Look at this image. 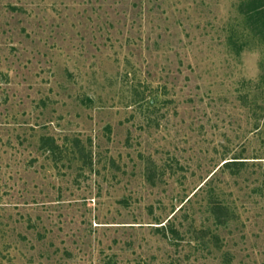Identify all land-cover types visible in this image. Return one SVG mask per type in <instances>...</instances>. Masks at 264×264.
I'll return each instance as SVG.
<instances>
[{
    "label": "rangeland",
    "instance_id": "1",
    "mask_svg": "<svg viewBox=\"0 0 264 264\" xmlns=\"http://www.w3.org/2000/svg\"><path fill=\"white\" fill-rule=\"evenodd\" d=\"M0 264H264V0H0Z\"/></svg>",
    "mask_w": 264,
    "mask_h": 264
},
{
    "label": "trees",
    "instance_id": "2",
    "mask_svg": "<svg viewBox=\"0 0 264 264\" xmlns=\"http://www.w3.org/2000/svg\"><path fill=\"white\" fill-rule=\"evenodd\" d=\"M234 158H236V157H234ZM234 162H241V161H236V160H226V161H224L222 164H223V165H228V164H230V163H234Z\"/></svg>",
    "mask_w": 264,
    "mask_h": 264
}]
</instances>
